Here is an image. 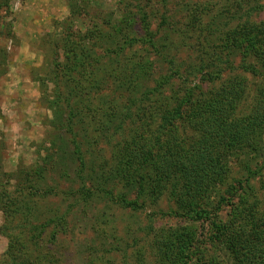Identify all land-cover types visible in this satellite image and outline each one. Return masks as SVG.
<instances>
[{
	"label": "rangeland",
	"instance_id": "1",
	"mask_svg": "<svg viewBox=\"0 0 264 264\" xmlns=\"http://www.w3.org/2000/svg\"><path fill=\"white\" fill-rule=\"evenodd\" d=\"M24 1L0 0V192L12 195L0 203V264H148L157 260L159 236L185 233L206 242L218 226L231 227L243 208L264 212L260 131L259 149L231 156L222 185L184 204L167 189L152 193V183L135 211L101 190L130 189L116 162L139 119L137 99L147 100L145 112L151 99L163 111L184 93L240 80L235 115H250L264 96V56L245 50V36L264 22V0H64V16L42 9L49 26L38 25L35 15L36 24L22 18L18 29ZM144 11L152 34L141 21ZM128 15L129 25L122 23ZM95 24L93 39L76 47L97 65L73 62L68 72V33L86 36ZM186 133L198 135L188 127ZM144 172L154 175L149 166ZM229 186L236 193L222 203ZM83 188L91 198L77 192ZM225 246L212 245L210 254L229 259L220 251Z\"/></svg>",
	"mask_w": 264,
	"mask_h": 264
},
{
	"label": "trees",
	"instance_id": "2",
	"mask_svg": "<svg viewBox=\"0 0 264 264\" xmlns=\"http://www.w3.org/2000/svg\"><path fill=\"white\" fill-rule=\"evenodd\" d=\"M8 4L9 2L5 1L3 7ZM144 12L140 17L141 21L146 31L152 34L149 14ZM130 20L131 16L128 15L122 23H128ZM92 27L94 28L90 27L86 36L78 37L77 32L73 30L68 33L65 40L70 53L65 65L68 72L74 70L73 62L76 66L81 62H89L92 67L97 65L90 63L93 60L91 55L84 51L79 52L76 47L84 39H93L90 36L97 32V25ZM114 31L117 29L114 28ZM76 36L77 42L73 41L77 40ZM245 39V50L251 48L264 56V22L260 26H251ZM82 53L85 54L81 57ZM55 66L59 68L58 62ZM157 90L158 87L152 88L147 93L153 96V92ZM242 90V81H226L218 89L200 88L195 93H184L172 108L167 107L163 111L160 108V111H156L157 102L151 99L149 109L145 112L142 108L147 100L137 99L135 116L139 119L135 122L131 139L119 150V159H115L119 177L126 180L127 186L131 185L128 191H136L137 195L130 198L131 194H128L127 190L114 193L112 190L101 188L103 193L109 195L110 200L121 207L135 211L144 206L142 196L145 194L146 185L152 188L153 184V189H150L152 193L164 192L163 189H167L176 201L183 204L190 198L193 200L195 195L214 191L231 172V156L249 149L258 150L259 140L255 139L258 131L264 138V96L261 95L255 103L250 115L238 118L235 113ZM69 120L72 123L73 117H69ZM178 122H184V126L180 125V131L176 129ZM186 127L198 135H189L186 133ZM146 132L155 138L148 139L145 137ZM146 166L154 169L153 176L142 173ZM77 192L87 199L93 195L89 188ZM235 193L236 189L229 186L220 201L225 202ZM11 198L12 195L7 191L0 192V203ZM15 205L17 204L14 202L9 204L7 212ZM245 212L247 217H243ZM235 216L240 218L236 217L234 226H218L206 242L187 237L185 233L172 232L159 236L155 243L157 260L148 264H264V212H255L252 209L245 211L243 208ZM220 243L226 245L224 250L220 251H225L229 259L221 260L220 257L210 254L212 245L218 247ZM14 248L12 244L10 249Z\"/></svg>",
	"mask_w": 264,
	"mask_h": 264
},
{
	"label": "crops",
	"instance_id": "3",
	"mask_svg": "<svg viewBox=\"0 0 264 264\" xmlns=\"http://www.w3.org/2000/svg\"><path fill=\"white\" fill-rule=\"evenodd\" d=\"M63 1L64 0H53V1L52 0L51 1L50 0H25L24 3H22V7L19 9L20 11L16 12V22L15 23L17 25V28L19 29V26L22 23L24 25V21L22 22V18L25 19V23L36 24V22L32 21V20L35 21V15L41 16V19L39 20L40 24L38 25L49 26V20L48 22H43L42 20V17H43L41 13L43 11L42 9L47 7V8H50L49 11L54 16H60V17L64 16L67 10L66 5H64V3L67 0L64 2ZM57 11H59V13ZM55 12L56 14H54Z\"/></svg>",
	"mask_w": 264,
	"mask_h": 264
}]
</instances>
